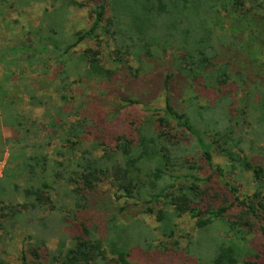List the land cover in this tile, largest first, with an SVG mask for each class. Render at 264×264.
I'll list each match as a JSON object with an SVG mask.
<instances>
[{"label":"trees","instance_id":"16d2710c","mask_svg":"<svg viewBox=\"0 0 264 264\" xmlns=\"http://www.w3.org/2000/svg\"><path fill=\"white\" fill-rule=\"evenodd\" d=\"M61 1L44 2L38 26L27 30L26 37L12 46L14 51L21 46L30 50L25 65L34 76L45 79V86L39 84L50 91L42 94L23 84L28 105L43 108L46 121L39 124L24 118L17 128L16 122L8 119V125L12 134L15 130L24 132L16 144L26 145L28 132L34 138L43 134L48 142L38 141L27 152L23 146L24 151L17 153L20 162L16 174L27 178L25 187H19L15 176L11 185L6 175L0 178V229L5 231L0 242L10 238L11 226L30 210L39 217L33 224L35 234L23 241L26 249H22L21 264H129L133 256L146 262L161 256L172 264H259L264 257V100L248 104L244 99L257 93L264 98V88L247 89L243 84L246 77L259 79L264 72V62L260 61L264 42L261 53L255 54L257 32L249 34L253 45H247L241 42L243 37H229L215 26L225 14L247 18L250 10L245 8L246 1ZM76 9L86 10L87 29L68 26ZM199 10L209 15L213 26H207L211 28L202 23L201 15H192ZM86 42L93 46L77 52ZM172 47L179 54L165 76L161 66L155 70L156 61L165 60ZM229 50L242 51V63L248 62H226L230 54L236 57ZM46 62L48 66L52 63L48 73L38 72L37 66ZM147 72L163 80L164 106L154 108L148 102L157 91L143 102L125 96L126 106H147V113L134 129L136 139L121 135L114 146H108L91 138L101 129L88 112L85 114L86 106L76 103L80 87L75 84L120 79L125 88L132 85L138 91L135 85L140 82L134 85L132 81ZM173 78L178 80V92L169 84ZM231 87L243 93L240 106L230 97ZM202 90L216 97L211 105L201 102ZM221 112L226 113L222 116ZM54 140V154L43 151ZM213 152L229 163L231 172L238 168L240 177L249 174L250 181L244 185L247 192L238 195L235 183L224 179L222 186H211V175L200 174L205 163L222 175L220 166L213 170ZM106 185L121 206L104 218V228L82 227L83 233L69 238L71 245L66 246V235L61 231L67 220L62 216L65 198L75 208L88 210ZM19 189L23 196L20 203L12 194ZM59 189L63 194L56 199ZM134 205L140 207V213L123 222L120 214ZM146 217L153 218L155 226ZM191 219L195 220V235L180 234L183 221ZM254 231L257 236L249 239ZM53 237H58V242L50 249L47 244Z\"/></svg>","mask_w":264,"mask_h":264},{"label":"rangeland","instance_id":"374dc122","mask_svg":"<svg viewBox=\"0 0 264 264\" xmlns=\"http://www.w3.org/2000/svg\"><path fill=\"white\" fill-rule=\"evenodd\" d=\"M82 2H89L88 0H77ZM220 1V0H219ZM245 8L249 9L250 12L247 14V18L241 17L235 14H225L220 16V19L217 22V29L220 32L227 34L229 37H243L241 38L242 43L252 44L251 41H248L249 34H256L255 41L258 43V49L255 48V54L257 52L261 53V48L263 45L264 39V0H245ZM17 2H29L24 3L23 5H18ZM44 2H62L61 0H0V178H8L9 184H12V179L14 177L15 182L19 185L20 188L25 187V178L24 176L17 175L18 173V164L20 162V158L17 153L19 151H24L23 146H25V151L27 152L32 144L38 141H44L45 143L48 140L44 137L43 134H40L38 137L34 138L31 132H28L26 136H28V141L26 145L24 142L20 144H16L17 139H21L24 135L21 132L15 130V133L12 134L11 127L8 125V119L15 121L17 128L18 124L24 121V118L28 120L37 121L39 124L44 123V111L43 108L35 109L29 106L28 104V96L26 93H23L22 85L25 84L28 87L34 89L37 88L39 91L44 94L46 91L49 92L47 88H45V79H40L38 76H34L32 74L31 69L25 65L26 53L30 52L27 48L19 47L20 49L14 51L13 47L18 44L24 37H26V31L31 28H36L38 26L39 19L43 16L44 7L46 3ZM191 2H217V0H191ZM260 5V6H258ZM204 8L203 6H200ZM195 16H200L202 23L206 26L210 24L209 15L199 12L192 14ZM70 24L68 25L70 29H82L88 28L89 21L86 10H74L71 12L70 16ZM190 21V17L188 18V24ZM207 26L206 28H211ZM245 27V33L242 32ZM208 30V29H207ZM211 31V29H210ZM24 36V37H23ZM52 37L51 35H49ZM32 37V36H31ZM247 37V38H246ZM53 41H57L55 37H52ZM243 44V46H244ZM31 46V44H30ZM93 46V43L86 42L82 45H79L76 49L77 52H81L83 49ZM246 47V45H245ZM264 47V46H263ZM222 48V47H221ZM232 51V50H229ZM234 52V51H232ZM236 53L235 58L230 56L227 57L226 62H234V60L241 61V64H245L248 62V59L245 63H242L244 59L240 58V52ZM178 55L177 49L173 48L170 50V53L165 58V60L156 61V68L161 66L160 71L165 76L168 74V70L170 67L173 68L172 62L174 61V56ZM254 54V57L256 58ZM23 61V62H22ZM165 61H167L165 63ZM170 61V64H169ZM264 62V56L260 60ZM220 64L223 61L219 62ZM251 63V62H250ZM236 64V63H235ZM238 63V65H241ZM170 65V67H169ZM258 66L260 63L257 64ZM52 67V63L48 66L46 63H41L37 66L38 72L48 73L47 69ZM241 69V68H240ZM148 73V72H147ZM23 76L22 78H20ZM256 76V74H255ZM264 78V72L261 74L259 79H249L246 77L245 83L247 89H254L255 86L264 88V82L260 80ZM134 85L136 82H140L135 87L139 90L135 91L134 86L130 85L127 89L121 83L120 79H116L111 81L110 83H99V82H87L83 81L80 84H75V87H80V89L75 93L76 94V103H83L85 108V114L88 112L91 115V118L99 125L101 131L94 132L91 138H98L99 141L103 142L105 145L114 146L115 139L121 135H127L131 138H135L136 136L133 134L134 129L137 125L140 124L142 117L147 113L146 107L142 104L126 106L123 98L125 96L145 101L146 97L153 96V94L157 91V96L152 97L149 102L151 107L154 108H162L164 106V90H163V80L159 77H156L152 73H148L144 75L143 78L133 79ZM178 80L173 78L169 80V84L173 87V90L178 92L177 89ZM44 85L41 86L40 84ZM18 89V91H17ZM144 89V90H143ZM232 94L231 98L236 100L235 105L240 106L239 99L243 97L242 92H237L235 87H231L229 89ZM44 92V93H43ZM249 92V91H248ZM202 100L201 102L204 104L208 101L211 105L214 99L216 98L214 95L209 93V91L202 90L201 92ZM219 96V95H218ZM182 98H187L186 94H181ZM241 100V99H240ZM245 102L248 104L253 103H262L264 98L261 94L257 93L253 96L245 97ZM123 106V107H122ZM148 106V107H150ZM119 111L118 114L114 115L115 111ZM221 109L216 110L214 112H220ZM224 114L226 112H223ZM222 112V116H224ZM249 113H251L249 111ZM217 114V113H216ZM44 118V119H43ZM15 125V127H16ZM19 130V129H17ZM99 136V137H97ZM90 138V139H91ZM10 143L8 140H10ZM89 141V140H88ZM57 140L51 141L47 147L43 148V151L49 153L51 155L54 154V148H56ZM13 146V154L10 152V147ZM21 146V147H20ZM59 147V145H58ZM21 148V150H20ZM199 153V151H197ZM213 156V170L215 166H220L223 169L222 175L218 172L212 171L205 163H203L204 169L200 172L202 176L211 175V186L220 187L223 185L222 179L225 181L234 182L235 186L238 187V195L247 192L246 188H244L245 182L250 181L249 174H245L240 177L238 175V168L235 171L231 172V169L228 167L229 163L225 161L223 158L216 155L215 152L212 153ZM200 164V163H199ZM17 173V174H16ZM16 174V175H15ZM6 181V182H7ZM102 191V192H100ZM22 191L19 189L16 193L13 194V200L15 202H22ZM99 195H97L92 200V205L88 210L77 209L71 200L66 199L64 203L66 204L64 208V213L62 216H67V220L64 226L61 227V231L65 233L66 237V246L71 245V241L69 238H73L76 235H79L82 232V229L90 228V227H98L99 230L104 228L106 216L116 213L121 204L119 202H115L112 197V190L110 186H102L99 189ZM63 194L62 189L58 190V196ZM227 197L232 199L233 196L230 193H227ZM74 210L72 213H69L71 210ZM2 210L0 209V214ZM62 211V212H63ZM140 207L138 205H134L129 207L126 211L120 214L119 218L122 221H130L132 218L137 217L140 213ZM48 213V212H47ZM46 213V214H47ZM48 214L52 215V212ZM59 215H57L58 217ZM39 215L25 211L22 215H20L19 223L12 225L10 229V233H8L9 239L5 241V243L0 242V260L3 261V264H21L20 263V255L22 249H26L23 247V241L28 235H34L35 229L33 228V224H36ZM1 218V217H0ZM60 218V217H58ZM147 222L151 224V226H155L153 218H145ZM83 227V228H82ZM87 227V228H86ZM182 230L179 232L180 234L188 233L195 235V220H186L181 224ZM5 231L0 229V235ZM256 231L253 232L251 236L248 238L251 239L256 237ZM253 240V239H252ZM58 237H53L47 244L48 248L55 249L57 246ZM184 243V242H182ZM254 244L257 245V241L254 240ZM151 258L150 260H152ZM154 261L146 262L142 259L141 256H133L129 259V264H169V259L157 256ZM168 261V262H167ZM172 264V261L171 263ZM175 264H182L181 262ZM242 264V263H241ZM259 264H264V257H261L259 260Z\"/></svg>","mask_w":264,"mask_h":264}]
</instances>
